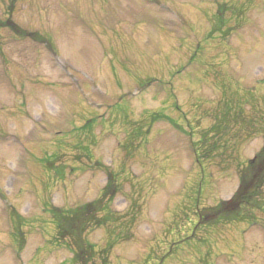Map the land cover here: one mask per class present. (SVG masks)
Returning <instances> with one entry per match:
<instances>
[{"label":"rangeland","instance_id":"rangeland-1","mask_svg":"<svg viewBox=\"0 0 264 264\" xmlns=\"http://www.w3.org/2000/svg\"><path fill=\"white\" fill-rule=\"evenodd\" d=\"M7 20L0 264H80L48 209L98 201L106 172L82 264H264V185L251 219L196 214L263 146L264 0H0Z\"/></svg>","mask_w":264,"mask_h":264},{"label":"trees","instance_id":"trees-1","mask_svg":"<svg viewBox=\"0 0 264 264\" xmlns=\"http://www.w3.org/2000/svg\"><path fill=\"white\" fill-rule=\"evenodd\" d=\"M17 0H11V4ZM11 9V8H10ZM0 28L12 29L15 34L25 37V33L19 31L11 21H0ZM264 142V133H263ZM199 157L198 162L200 163ZM45 168L55 177H62L59 168L53 167L52 161H44ZM100 167V165H98ZM106 184L102 190L101 199L92 203L77 206L72 209H62L50 207L48 214L55 226L54 239L57 242H66L72 246L69 250L73 251L75 263H85L89 261L86 254H89L92 246L84 241V232L89 227H104L112 220L108 217L96 218L97 215L104 213L105 198L113 199L118 192V186L114 174L106 173ZM264 185V144L261 150L255 155L254 161L246 166L239 173V187L233 197L226 202H221L211 209L197 211V224L199 227H208L218 224L220 221L243 222L251 219L250 212L257 209L260 200L261 188ZM20 238V235H19ZM23 241L18 240V244Z\"/></svg>","mask_w":264,"mask_h":264}]
</instances>
